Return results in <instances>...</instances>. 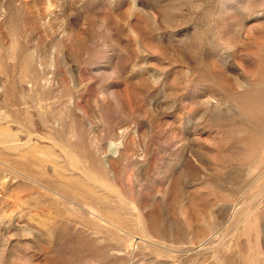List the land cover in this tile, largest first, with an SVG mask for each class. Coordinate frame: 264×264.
I'll return each instance as SVG.
<instances>
[{
	"label": "rangeland",
	"instance_id": "374dc122",
	"mask_svg": "<svg viewBox=\"0 0 264 264\" xmlns=\"http://www.w3.org/2000/svg\"><path fill=\"white\" fill-rule=\"evenodd\" d=\"M0 264H264V0H0Z\"/></svg>",
	"mask_w": 264,
	"mask_h": 264
}]
</instances>
